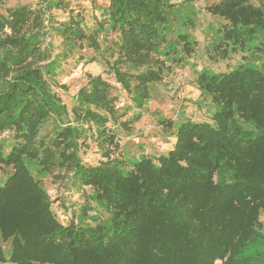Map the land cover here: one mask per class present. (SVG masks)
<instances>
[{
	"label": "trees",
	"instance_id": "1",
	"mask_svg": "<svg viewBox=\"0 0 264 264\" xmlns=\"http://www.w3.org/2000/svg\"><path fill=\"white\" fill-rule=\"evenodd\" d=\"M7 1L0 0V263L264 264V0L205 6L215 18L206 26L208 55L243 60L223 71L194 66L209 119H159L172 129L173 147L132 158L119 151L115 127L131 130L152 85L195 55L196 0H108L90 30L73 9L56 20L53 10L67 9L66 0ZM87 47L110 52L107 64L137 112L118 107V87L101 75L87 74L71 109L54 91L62 63L76 52L85 59ZM92 128L95 165L80 153ZM48 174L87 189L76 220L58 218L41 180Z\"/></svg>",
	"mask_w": 264,
	"mask_h": 264
},
{
	"label": "rangeland",
	"instance_id": "2",
	"mask_svg": "<svg viewBox=\"0 0 264 264\" xmlns=\"http://www.w3.org/2000/svg\"><path fill=\"white\" fill-rule=\"evenodd\" d=\"M39 0H8L7 5L15 6L17 4H30L35 6ZM69 3L67 9L53 10V14L58 21H64L69 18V9L74 12L83 13L86 18L87 29L90 30L95 23V20L101 17V9L108 4V0H66ZM180 2L182 0H175ZM218 0H196V6L201 9L200 21L193 33L198 40V46L195 55L188 58L185 64L172 65L169 73H166L161 82L152 85V97L146 105L140 109L142 117L139 121L133 124L131 130H125L121 127H115L120 144V152L128 158L137 157L139 154H149L158 156L161 153L168 152L174 144L175 136L171 133V128H165L159 123L161 118H169L175 123L189 117L194 120L209 119L210 112L207 111L205 105H199L201 98L200 90L195 83V70L203 66H211L216 71H223L232 68L243 59L241 55L232 56L229 59L213 60L206 51L207 36L206 26L209 22L215 21L205 12V6ZM54 53L58 52L59 39L54 38ZM107 43H103V47ZM85 59L78 58L79 53L70 55L58 69L56 76L58 85L53 84L54 91L62 98L63 102L72 108L76 102L75 95L79 88L84 85L87 80V74L101 75L114 86L118 87L119 93L118 107L130 109V114L135 113L138 109L132 107L129 95L121 89L119 83L112 73L107 60H112L110 52L103 55L102 52L95 51L91 48H84L80 51ZM91 56H96L95 62H86L85 60ZM64 85L65 87H62ZM52 124H48L50 128ZM45 130V129H44ZM94 128L88 132L85 142L81 148V156L86 163L98 164L101 158V153L98 151L94 137L91 136ZM119 151L116 153L118 154ZM58 173V170L54 171ZM4 177V172L0 170V178ZM44 187L48 190L49 195L53 200V208L58 218L65 224H68L72 219L76 220L77 213L85 201L87 189H77L73 183L67 179L57 177L53 180L51 174L45 175L42 179ZM57 197V198H56ZM93 212H90V214ZM264 219V217H263ZM8 251V243L1 242ZM0 264H11L3 263Z\"/></svg>",
	"mask_w": 264,
	"mask_h": 264
}]
</instances>
